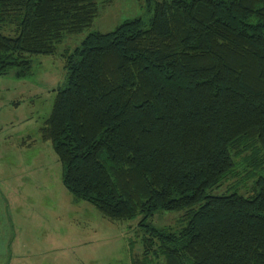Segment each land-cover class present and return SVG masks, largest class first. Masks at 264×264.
<instances>
[{"label": "trees", "instance_id": "trees-1", "mask_svg": "<svg viewBox=\"0 0 264 264\" xmlns=\"http://www.w3.org/2000/svg\"><path fill=\"white\" fill-rule=\"evenodd\" d=\"M114 1L0 0V75L31 74L33 55ZM147 8L63 54L40 138L76 200L110 221L142 216L133 264H264V0ZM159 210L180 211L176 225L147 223Z\"/></svg>", "mask_w": 264, "mask_h": 264}, {"label": "rangeland", "instance_id": "rangeland-1", "mask_svg": "<svg viewBox=\"0 0 264 264\" xmlns=\"http://www.w3.org/2000/svg\"><path fill=\"white\" fill-rule=\"evenodd\" d=\"M148 0H115L93 24L69 34L53 55H33L31 74L0 75V264H133L143 252L142 216L110 221L87 200H76L62 181V163L39 129L57 88L67 80L63 54L89 32L110 31L147 15ZM31 141L24 143L25 139ZM212 192L222 193L224 188ZM180 211L159 210L156 228L175 226Z\"/></svg>", "mask_w": 264, "mask_h": 264}]
</instances>
